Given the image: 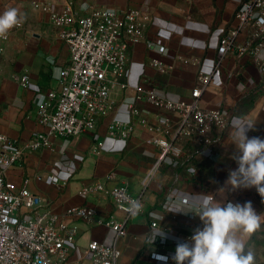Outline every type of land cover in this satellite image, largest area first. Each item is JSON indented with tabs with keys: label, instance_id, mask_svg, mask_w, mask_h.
<instances>
[{
	"label": "crops",
	"instance_id": "1",
	"mask_svg": "<svg viewBox=\"0 0 264 264\" xmlns=\"http://www.w3.org/2000/svg\"><path fill=\"white\" fill-rule=\"evenodd\" d=\"M43 1L55 8L72 3L80 14L88 13L94 5L138 7L150 15V20L144 38L129 46L128 67L120 77L128 86H115L114 109L99 117L94 131L77 137L55 136L51 146L27 150L23 161L7 170L10 180L20 185L29 178L28 186L36 204L58 213L85 204L96 207L103 216L113 213L122 217L123 212L115 207L106 192L80 194L84 185L95 181H102L107 187L126 184L132 192L141 194L143 209L129 219L128 232L118 241L122 252L118 264H175L172 257L177 244L190 242L195 229L202 228L203 224L195 213L169 210L176 206L188 210L200 194H211L223 203L250 201L255 212L264 217V197L255 187L227 192L224 199L217 194L229 171L238 167L231 158L235 145L229 140L233 119L241 117L255 123L247 136L264 139V76L258 65L247 56L229 54L217 70L214 67L220 39L237 24L236 12L243 0H0V13L16 8L22 16L21 24L9 31L8 38H0L3 48L0 52V132L24 145L35 131L46 130L38 118L39 107L46 92L58 87L61 69L70 57L68 45L58 36L49 14L41 9ZM248 31L245 27L238 39L245 40ZM160 46L165 49L161 51ZM183 57L193 61L184 62ZM154 58L168 68L162 71L154 66ZM200 71L213 73L200 104L225 108L229 124L224 131L214 132L211 155L203 151L199 141L174 140L168 135L181 154L168 155L145 186L143 180L159 153L153 139L163 136L155 129L159 117L170 116L176 125L179 114L138 99L136 87L152 86L161 95L190 99ZM24 72L30 75L27 87L14 78L15 74ZM132 105L139 109V114L131 113ZM115 118L134 125L127 138L109 135L110 123ZM141 118L149 124L141 123ZM193 167L195 175L191 171ZM51 176L58 177L61 183L51 181ZM183 197L188 198L187 204L182 202ZM73 220L81 229L80 244L85 245L91 239L112 242L114 232L107 226ZM158 230L164 236L152 241ZM238 236L247 253L257 240L258 229L251 234L240 232ZM152 251L168 254L170 261L151 259Z\"/></svg>",
	"mask_w": 264,
	"mask_h": 264
},
{
	"label": "built area",
	"instance_id": "2",
	"mask_svg": "<svg viewBox=\"0 0 264 264\" xmlns=\"http://www.w3.org/2000/svg\"><path fill=\"white\" fill-rule=\"evenodd\" d=\"M41 9L49 14L58 36L68 45L70 57L61 69L58 87L46 92L39 107L38 118L46 130L35 131L25 145L0 132V264H118L122 255L118 241L127 234L129 219L143 209L141 194L132 192L126 184L107 187L104 182L95 181L84 185L80 194L106 192L115 207L123 212L122 217L113 213L103 216L96 207L85 204L58 213L36 204L35 195L28 186L29 178L17 185L7 177V170L20 164L27 150L51 146L55 136L77 137L96 129L99 117L109 114L115 107V86H128L120 80L128 67V49L130 44L144 38L150 15L138 7L120 9L97 5L90 7L88 13L80 14L72 3L55 8L47 1H43ZM236 20L237 24L220 39L215 70L227 55L238 54L257 64L264 76V0H243ZM245 27L249 28L247 37L240 41L238 36ZM7 38L8 34L3 39ZM164 49L160 46L161 51ZM2 50L0 47V52ZM182 60L193 61L185 57ZM152 64L162 71L168 68L157 58ZM212 76L213 73L199 72L190 99L161 95L152 86L136 87L138 99H146L157 108L179 114L176 125L170 116L159 117L155 129L163 136L153 139L159 153L143 185L148 184L168 155L181 154L174 142L177 138L199 141L203 151L212 154L214 132L224 131L230 121L225 108L200 104ZM14 78L21 86L30 84L28 72L17 73ZM139 112L137 107L131 106V113ZM140 121L149 124L145 118ZM133 130L130 121L115 118L110 123L109 135L125 139ZM51 181L61 183L56 176H51ZM66 182L67 178L63 180L64 184ZM185 201L188 202L187 197L182 198V202ZM74 218L107 226L114 232L112 242L91 239L85 245L80 244L81 229ZM164 257L167 259H162ZM150 258L163 263L170 261L168 254L157 251H152Z\"/></svg>",
	"mask_w": 264,
	"mask_h": 264
},
{
	"label": "clouds",
	"instance_id": "3",
	"mask_svg": "<svg viewBox=\"0 0 264 264\" xmlns=\"http://www.w3.org/2000/svg\"><path fill=\"white\" fill-rule=\"evenodd\" d=\"M21 22L22 16L16 8L0 13V38L6 37ZM254 125L241 117L232 121L229 140L236 151L231 158L238 167L229 171L224 186L217 190L222 199L226 198L227 192L253 187L264 197V139L247 136ZM191 171L195 175L194 167ZM184 203L187 204V201ZM133 207L138 208V205ZM169 211L195 213L203 224L202 228L195 229L190 242L177 244L172 257L175 264H253V254L250 251L245 253V244L238 236L240 232H255L264 220L255 212L250 201L244 204L223 203L211 194H200L188 210L176 206ZM157 236L163 237V231H156L152 241Z\"/></svg>",
	"mask_w": 264,
	"mask_h": 264
},
{
	"label": "rangeland",
	"instance_id": "4",
	"mask_svg": "<svg viewBox=\"0 0 264 264\" xmlns=\"http://www.w3.org/2000/svg\"><path fill=\"white\" fill-rule=\"evenodd\" d=\"M248 250L253 254V264H264V224L258 228L257 240L249 246Z\"/></svg>",
	"mask_w": 264,
	"mask_h": 264
}]
</instances>
